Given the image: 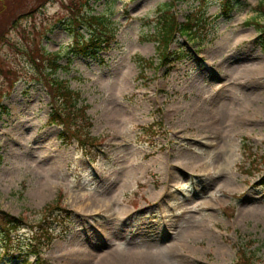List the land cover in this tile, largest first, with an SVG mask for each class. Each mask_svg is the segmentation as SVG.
<instances>
[{
	"label": "rangeland",
	"instance_id": "1",
	"mask_svg": "<svg viewBox=\"0 0 264 264\" xmlns=\"http://www.w3.org/2000/svg\"><path fill=\"white\" fill-rule=\"evenodd\" d=\"M41 1H13L36 9L0 44V209L37 222L62 195L73 213L43 264H243L240 250L264 262V50L250 22L264 23V0H234L228 19L221 0H177L176 20L199 5L208 25L194 40L177 35L169 49L183 54L164 66L150 36L171 0H91L115 33L98 58L70 54L68 0ZM36 48L60 53L57 77L103 142L92 154L47 121Z\"/></svg>",
	"mask_w": 264,
	"mask_h": 264
},
{
	"label": "trees",
	"instance_id": "2",
	"mask_svg": "<svg viewBox=\"0 0 264 264\" xmlns=\"http://www.w3.org/2000/svg\"><path fill=\"white\" fill-rule=\"evenodd\" d=\"M13 1L16 0H0V44L7 41L4 35L7 34L9 29L17 30V28H20L18 23L19 15L17 14L27 15L31 10L34 11L36 9V6L23 7L21 12H19L20 9L17 10L19 8L18 3L16 4ZM44 1L47 2L49 0H42L41 2ZM90 1L68 0L67 5H65V15L60 17L59 22L64 26L67 33L72 35L70 54L98 58L100 57L98 53L106 49L110 42L114 40L115 33L112 31L104 13L100 15L92 13V7L89 6ZM9 2H13L10 6L16 4V8L10 7L9 15L12 18L3 15L5 12V10L3 12V8H6ZM175 2L176 0H171L165 3L164 6L159 7V13L153 19L154 34L150 38L157 43L158 63L163 66L167 65L168 62L177 60L183 54L181 52L177 54L169 49V44L173 42L177 35L194 40L201 36L203 32L205 33L204 28L208 25L207 18H204L203 15L204 9L200 8L199 5L187 15L185 21L176 20V15L172 9ZM238 2L221 0L218 17L230 18L229 16L236 8ZM255 10L259 16L264 15V2L258 3ZM250 22L254 23L258 28V42L260 48L264 50V23L259 25L256 19H251ZM83 28L86 29L88 36L82 33L81 29ZM29 58L31 63L34 64L36 73L34 78L42 83L44 88L50 93L52 100L50 104L51 113L47 121L49 124H56L61 128L60 137L62 142L74 139L78 141L80 147L82 146L86 149L82 152L92 154L93 150H97V146H100L103 142L89 135L87 128L91 124L85 120L87 116L84 115V106L78 109L74 107L78 97L77 92L69 88L67 80L57 77V71L63 67L58 62L61 58L60 53H47L44 48H40V50L36 48L33 53L29 52ZM138 62L140 65L146 66L147 64H153L150 58H139ZM66 67L68 68V64ZM0 73L5 74L1 63ZM10 73L12 72L10 71ZM10 83L13 84V80H10ZM155 132L153 131L152 135ZM251 160H254L255 164L257 159ZM260 185L264 186V180L261 181ZM61 197L62 195L58 197L56 202L43 206L39 211L40 219L37 222H30L24 217L13 216L6 210L0 209V264H3V261L11 260H18L28 264L30 263L28 256H33L37 263L43 264L44 260L40 258L42 249L47 248L51 244L55 235L63 228L64 222L68 221L73 213L71 209H67L60 204ZM238 262L243 264H264L257 257L254 259L253 254L248 255L247 251L243 250H240Z\"/></svg>",
	"mask_w": 264,
	"mask_h": 264
},
{
	"label": "bare ground",
	"instance_id": "3",
	"mask_svg": "<svg viewBox=\"0 0 264 264\" xmlns=\"http://www.w3.org/2000/svg\"><path fill=\"white\" fill-rule=\"evenodd\" d=\"M177 1V0H176ZM176 3V2H175ZM175 5V4H174ZM174 7V6H173ZM173 9V8H172ZM174 10V9H173ZM174 12H175V10H174ZM219 14V13H218ZM200 110V109H199ZM208 121V120H207ZM190 169V168H189ZM193 169V168H192ZM131 259L133 258L131 255H128ZM113 258L114 257H112V256H110V259L111 260H113ZM114 261H116V262H119V259H116V260H114ZM126 261H131L132 262V260H130V259H126ZM104 264H110V261H105V263Z\"/></svg>",
	"mask_w": 264,
	"mask_h": 264
}]
</instances>
